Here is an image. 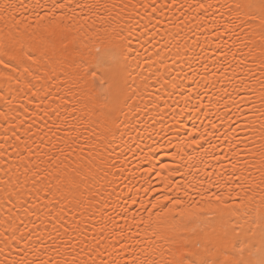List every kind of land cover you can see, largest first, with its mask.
<instances>
[{
	"label": "snow or ice",
	"instance_id": "obj_1",
	"mask_svg": "<svg viewBox=\"0 0 264 264\" xmlns=\"http://www.w3.org/2000/svg\"><path fill=\"white\" fill-rule=\"evenodd\" d=\"M0 129V264H264V0H0Z\"/></svg>",
	"mask_w": 264,
	"mask_h": 264
},
{
	"label": "bare ground",
	"instance_id": "obj_2",
	"mask_svg": "<svg viewBox=\"0 0 264 264\" xmlns=\"http://www.w3.org/2000/svg\"><path fill=\"white\" fill-rule=\"evenodd\" d=\"M170 116L165 117V123L170 120ZM204 121L203 125L201 124V121ZM207 126V120H204L203 117H201L198 113L196 112H191L187 114L182 120H181V127L179 131V136L183 139L185 134L190 131V130H196L200 131L202 130L203 127ZM0 135H3V129H0ZM175 136L176 133H173V141L175 142ZM156 139H159V137H156ZM163 143V141H161ZM0 143H3V141H0ZM149 144H151L153 147H156V152L155 154L152 155V162L156 164L157 169L160 168V166L164 164H171L172 161V156L176 153L177 149L175 148H158L154 142L149 141Z\"/></svg>",
	"mask_w": 264,
	"mask_h": 264
}]
</instances>
